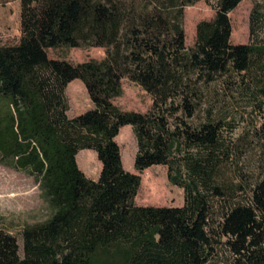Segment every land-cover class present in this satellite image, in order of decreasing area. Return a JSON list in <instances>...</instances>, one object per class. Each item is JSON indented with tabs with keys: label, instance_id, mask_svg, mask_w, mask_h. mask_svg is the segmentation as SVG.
Listing matches in <instances>:
<instances>
[{
	"label": "trees",
	"instance_id": "1",
	"mask_svg": "<svg viewBox=\"0 0 264 264\" xmlns=\"http://www.w3.org/2000/svg\"><path fill=\"white\" fill-rule=\"evenodd\" d=\"M196 1L20 0L21 37L0 45V162L38 180L50 214L23 227L21 246L0 228V264H264V168L242 172L243 149L205 105L220 83L257 94L264 111V43H233L229 13L242 0H217L187 46L185 7ZM83 45L105 56L47 53ZM126 77L151 94L147 111L114 102ZM76 78L92 107L69 116ZM125 125L135 169L167 166L183 205L136 203L141 175L116 139ZM83 149L102 164L97 179L79 167Z\"/></svg>",
	"mask_w": 264,
	"mask_h": 264
},
{
	"label": "rangeland",
	"instance_id": "2",
	"mask_svg": "<svg viewBox=\"0 0 264 264\" xmlns=\"http://www.w3.org/2000/svg\"><path fill=\"white\" fill-rule=\"evenodd\" d=\"M217 0H197L185 7L184 28L186 44L192 46L196 38L197 23L212 19L216 13ZM20 0H0V45L17 43L21 37ZM232 23L233 43H264V0H242L229 13ZM50 58L64 59L72 63L90 59H102L104 47L59 46L47 49ZM264 85V72L257 73ZM68 115H77L92 107L83 81H71L66 88ZM206 106L214 109L215 117L227 122L230 137L243 149L240 152V169L248 175L258 174L264 168V111L263 99L257 94L246 96L239 90L213 83L206 90ZM114 102L125 110L147 111L152 96L139 83L123 79V92ZM230 129H233L232 131ZM117 141L122 151L124 167L140 173L141 185L136 195L139 205H183L184 190L173 184L165 165H154L138 172L134 167L137 151L131 125L121 128ZM77 162L86 176L97 179L102 164L92 149L77 154ZM162 181V184L157 183ZM50 214L38 180L29 172L0 162V228L18 237L22 245L21 231L25 225L41 222Z\"/></svg>",
	"mask_w": 264,
	"mask_h": 264
}]
</instances>
